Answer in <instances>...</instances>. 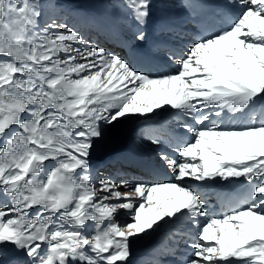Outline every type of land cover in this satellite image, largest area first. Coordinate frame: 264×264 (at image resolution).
<instances>
[{
  "label": "snow or ice",
  "instance_id": "6c2138e0",
  "mask_svg": "<svg viewBox=\"0 0 264 264\" xmlns=\"http://www.w3.org/2000/svg\"><path fill=\"white\" fill-rule=\"evenodd\" d=\"M123 6L139 55L154 0ZM183 6L209 19L161 25L156 73L62 22L60 0H0V264H133L161 230L185 248L174 264H264V0ZM169 112L182 136L146 131L162 179L94 172L122 125Z\"/></svg>",
  "mask_w": 264,
  "mask_h": 264
},
{
  "label": "bare ground",
  "instance_id": "6f19581e",
  "mask_svg": "<svg viewBox=\"0 0 264 264\" xmlns=\"http://www.w3.org/2000/svg\"><path fill=\"white\" fill-rule=\"evenodd\" d=\"M196 2L197 0H177L175 3L172 0H154L153 15L144 26L146 41L139 46L141 48L139 55H133L128 48L119 44L122 38L131 39L135 30L131 20L127 18V11L123 6L125 0H60L61 7L56 10V14L62 22L83 33L91 44L126 55L138 67L144 68V65L149 63L154 72L158 73L169 70L162 57V48L156 46V42L161 39V25L201 29L200 21H207L209 18L199 9L193 11L192 8L183 6L185 3ZM160 123L173 136H182L184 133L182 128L184 118L171 112L165 114L159 122L143 118L127 121L97 149L93 157L94 172L100 169L99 172L105 175L144 174L162 179V175H156L145 166L146 162L155 159L154 146L150 144L146 131L149 127H159ZM184 139H187V136H184ZM232 187L235 190L239 189L243 196L247 185L236 183ZM209 210L210 213L219 215L225 210V205L213 200L209 204ZM120 219L123 222L126 218ZM184 252L182 242L174 239L169 231L161 230L136 242L133 264H159L161 261L174 264L175 261L184 259ZM147 253L150 255L146 256ZM152 253H159L158 259H154Z\"/></svg>",
  "mask_w": 264,
  "mask_h": 264
},
{
  "label": "rangeland",
  "instance_id": "374dc122",
  "mask_svg": "<svg viewBox=\"0 0 264 264\" xmlns=\"http://www.w3.org/2000/svg\"><path fill=\"white\" fill-rule=\"evenodd\" d=\"M191 32H189V34H190ZM100 169H97L96 171H99Z\"/></svg>",
  "mask_w": 264,
  "mask_h": 264
}]
</instances>
